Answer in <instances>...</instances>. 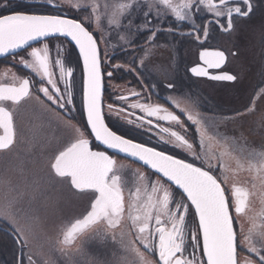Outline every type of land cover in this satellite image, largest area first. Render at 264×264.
I'll return each mask as SVG.
<instances>
[{
	"label": "snow or ice",
	"instance_id": "6c2138e0",
	"mask_svg": "<svg viewBox=\"0 0 264 264\" xmlns=\"http://www.w3.org/2000/svg\"><path fill=\"white\" fill-rule=\"evenodd\" d=\"M47 2L57 8L63 7L57 0ZM67 2L73 11L80 14V19L14 8L12 0H0V12L10 13L0 14V56L12 55L14 60L19 56L17 62L29 70V75L23 78L13 73L11 83L3 82L8 78L7 72L0 76V219L11 222L14 239L21 248L20 264H24L23 253L29 248V233L39 220L34 202L45 194V189L28 174L26 162L18 159L20 153L15 150L21 140L14 123V113L8 104L20 105L33 96V89L35 99L41 101L42 94V102H46L49 109L64 110L74 104L73 92L68 86L73 69L66 67V61L58 58L59 49L57 58L50 61L49 37L70 38V42H74L79 49L83 60L82 104L91 130L89 135H94L95 140L106 149L123 153L153 170L150 175L136 170L137 182L130 186L128 177L121 174L113 156L107 151L93 150L85 130L66 123L65 139L60 147L53 150L48 164V179L90 194L91 199L89 206L74 222L58 231L51 250L58 252L60 259L49 264H240L237 248L243 247V244L239 242L234 224L239 225V218L249 210L250 192L248 188L234 183L226 194L222 186L228 179L224 173L229 170L223 164V157L232 155V152L226 148L221 153V173L219 176L214 174L215 165L211 159L216 157L204 151L207 132L201 130L202 120L191 113L187 119L196 127L201 153H197L193 142L186 138V129L176 131L161 127V132L168 134L167 139L163 136L161 139L165 144L179 147L196 159H202L207 168L112 131L105 123L103 91L105 76L110 79L113 72L108 70L105 60L107 50L102 56L100 45L109 44L114 38L113 32L124 42L118 45L120 49L136 45L134 37L144 35L143 46H138L143 54L139 58V67L144 68L146 62L153 58L154 49L166 46L158 43L165 32L173 37L194 35L197 40L203 32L206 37L208 24L197 23L201 13L210 14L213 19L209 23L218 25L220 30L230 31L234 27V17L251 14V0ZM170 19L173 21L171 24L168 23ZM182 27L191 31L182 32ZM121 31L126 35H120ZM32 42L42 46L33 47ZM18 50H23L24 55H20ZM226 59L223 51H202V65L192 67L190 71L198 77L235 81L237 77L227 72L218 75L209 73V69H220ZM54 66L59 68L58 78L53 72ZM157 70L166 74L162 64L157 66ZM129 71L137 69L130 68ZM140 74L143 75L142 72ZM60 81L65 83L63 92L59 87ZM167 87L173 88L174 85L168 84ZM132 95L140 94L133 92ZM119 98L127 100L124 96ZM166 102L178 107L174 101ZM107 107L108 111L113 110L112 104ZM129 107L139 109L158 121L180 126L179 117L161 105L136 102ZM254 111L255 101L237 115L243 117ZM147 122L152 123L151 120ZM233 140L235 144V138ZM246 149V144L239 146L240 155L234 157L236 168L233 171H248L253 174V181L259 179L264 186V148L247 149L245 155ZM173 185L181 191H176ZM252 186L255 187V183ZM190 213L191 221L188 219ZM258 217L264 219V209L250 217L252 227L247 235H243L242 226L239 228L249 257L243 264H264V231H257ZM21 221L24 226H21ZM254 236L259 239L254 240ZM88 241L100 248L111 241L113 245H119L121 252L117 254L114 251L110 257L99 255L86 250V246L90 249ZM26 259L27 264H45L42 257L31 251Z\"/></svg>",
	"mask_w": 264,
	"mask_h": 264
},
{
	"label": "flooded vegetation",
	"instance_id": "af4514ba",
	"mask_svg": "<svg viewBox=\"0 0 264 264\" xmlns=\"http://www.w3.org/2000/svg\"><path fill=\"white\" fill-rule=\"evenodd\" d=\"M105 0H100L103 4ZM112 3L124 2V0H111ZM57 3L63 7L57 8L49 5L47 0H12L14 8H26L29 11L45 13V14H60L66 15L68 18L80 19L78 12L73 11L70 5L64 0H57ZM252 12L248 17H234V27L230 31L220 30L218 25L209 23L213 18L210 14L201 13L197 19L200 25L208 24V34L205 37L203 32L200 33V39L197 40L195 36L172 35L165 32L158 39V43L166 45L162 48L154 49V56L150 62H146L144 68H140V57L143 55L138 46H143L145 41L144 35H137L136 45L132 47L125 46L120 49L118 45L124 42L116 36L113 32V39L109 44L101 43V53L103 56L104 50H107L108 56L105 58L108 65V70L113 72V76L109 79L105 76V88L103 91L104 100V115L107 126L118 135L124 136L126 139H132L134 142L144 143L146 146L155 147L157 150L165 151L166 154L173 155L180 159H185L186 162L194 163L196 166H203L207 168V164L202 162V159H196L191 153L179 148L173 147L171 144H165L161 139L163 136L168 138V134L161 132V127L169 128L170 130L183 131L186 138L193 142L197 153H201L200 137L196 132V127L187 119L189 113L198 116L202 120L201 130H206L207 136L205 138L204 151L209 152L215 156L216 159H211V163L215 165L213 169L214 174L220 175L221 160L219 157L221 153L227 150L232 152V155H224L223 164L229 169L224 174L227 176V182L222 186L225 187L226 194L231 189V178L234 177L235 156L240 155L239 146L247 145V149L260 150L264 147L256 146L255 144V129L264 130V121L252 125H247L244 128V120L252 117L256 111L257 103L263 96L264 92V0H251ZM243 7V5H241ZM0 14H10L9 12H0ZM226 23V21H221ZM169 24L173 23L170 19ZM92 30V29H90ZM182 32L191 31L190 28L182 27ZM119 31V30H118ZM120 35H126L120 32ZM47 42L50 45V61L57 58V49L60 55L58 58L65 60V66L73 69V76L68 78V86L73 92L74 104L69 105L64 110L49 109L41 94V101L35 99L36 92L33 89V96L21 102L20 105H12L10 102L8 107L14 113V123L20 137L22 145H36L38 139L32 143V139L27 137L25 133L22 137L18 129V122L20 112H26L27 108L38 109L40 112V126L41 131L37 132L40 136L44 135L43 141L45 148L52 144L51 135L54 128V120H60L61 126L64 123H71L72 125L85 130L86 135L90 140V147L93 150L107 151V154L113 156L116 160L117 167L121 174L128 177L130 186L134 185L137 180L136 170L145 175H150L151 170L145 166L134 162L125 157L113 154L103 146L97 144L92 135H89L90 130L85 120V113L82 104V84H83V66L76 48L64 38H48ZM33 47L42 46V44L34 43ZM202 51H223L226 55V62L220 69H209L210 75H218L224 72L233 74L237 77L235 81H217L209 77H198L191 73L192 67L202 65L200 60V53ZM20 55H24L23 50L19 51ZM114 57V58H113ZM19 56L14 60L12 55H7L0 58V76L5 72L8 73V78L3 82L11 83V77L14 73L18 77H26L29 75V70L22 67L17 61ZM67 61H70L68 63ZM134 61V63H133ZM163 65L166 69L164 72L158 71L157 66ZM119 65V67H113ZM130 68H136L137 71H129ZM55 77H59V68L53 67ZM143 73L141 75L140 73ZM174 85L173 88H168L167 85ZM59 87L63 92L65 88L64 81H60ZM133 92H138L140 95H132ZM127 97V100H121L119 97ZM166 101H174L177 106L167 103ZM255 101V111L246 115L238 116L237 113L243 112L245 107L251 102ZM151 103L158 104L162 107L168 108L175 115L179 117L180 126L170 124L166 121H158L155 117H148L139 109L129 107L132 103ZM108 104L113 105V110L108 111ZM43 107V108H41ZM44 108L48 109L49 120H45ZM69 109H71L69 111ZM183 110V112L181 111ZM264 114V106L262 107ZM56 115H54V114ZM23 115V114H22ZM151 120L149 124L147 121ZM129 121H133L130 123ZM55 124L57 133L63 137L65 134L64 127ZM142 125V126H141ZM48 130V132H47ZM261 135V134H259ZM60 137V139H61ZM224 137H228L227 140ZM261 137H263L261 135ZM235 138V144L234 140ZM58 139V137H57ZM34 140V139H33ZM264 144V143H263ZM245 150V155L246 151ZM53 157V156H52ZM155 178V177H154ZM66 186H59V188L50 194L57 196L61 210L54 214V210L47 207L43 216V221L46 223H55L62 221L63 226L70 225L74 222L84 210L89 206L91 199L90 194L80 193L72 189L68 184ZM175 189V187L173 186ZM176 191H179L175 189ZM127 195V193H126ZM264 192L249 196V204H251V197L261 199ZM69 197L74 200V207H67ZM254 200L253 208L247 212V219L243 216L239 218V225H235L238 231V239L243 247L238 246L237 255L240 264L248 257L244 250L247 244L243 242V237L239 233L240 226L243 227V235L248 234V230L252 227L250 217L256 216L264 205L257 204ZM72 210V217L68 216L67 212ZM188 219L191 221L192 216L189 214ZM1 224V223H0ZM257 231H264V219H256ZM259 226V227H258ZM1 230V226H0ZM259 237L254 236V240ZM90 242V249L96 254H103L102 249L111 247L112 243L109 241L107 245L100 248ZM79 243V242H78ZM111 254V253H109ZM199 254V253H197ZM154 258V257H153ZM255 259V257H252Z\"/></svg>",
	"mask_w": 264,
	"mask_h": 264
},
{
	"label": "rangeland",
	"instance_id": "374dc122",
	"mask_svg": "<svg viewBox=\"0 0 264 264\" xmlns=\"http://www.w3.org/2000/svg\"><path fill=\"white\" fill-rule=\"evenodd\" d=\"M67 2V0H64ZM68 3V2H67ZM72 3L75 4L76 0H72ZM264 106V94L257 103V108L252 117H248L244 120V128L247 127V125H252L254 123L255 127H257L256 124L260 123L261 121H264V114L262 113V107ZM43 108V107H41ZM48 109L44 108V116L45 120L43 121V124L47 122L46 120H49L50 117H48ZM40 111L38 109H33L32 104L31 108H27L26 112H20L19 122H18V129L20 130V135L23 137L24 134H27V137H30L32 139V143L38 139V143L36 145H22L19 146L15 151L20 153V156L18 157L19 160L26 162L28 167V174L31 176V178L41 187L45 189V194L43 196H40L35 202H34V208L37 210V214L39 216V220L36 221L35 225L33 226L32 231L29 233V248L24 250V264H27V255L28 252L31 251L32 253L37 254L38 256L42 257L45 261V264H49V262L56 261L60 259L58 252H53L52 244L53 241L58 233V231L62 228L67 227L68 225L63 226L62 221H56L55 223H46L43 221V216L46 212V208L49 207L53 209L54 214H57L61 210V205H59V198L57 196L50 197V194L52 192H55L59 186H66L65 183H59L56 181H49L48 174V164L49 161L52 159L53 156V150L55 148H58L61 146L62 142L65 139V134L63 137L61 135L59 136V133H57V128L55 124H59L61 122L57 119V115L54 120V128L51 135V140L53 141L52 144H50V147H48V151L45 152L44 148V135L40 136V134L37 132L41 131L40 126ZM66 123H64L65 125ZM61 126V124H59ZM61 126V127H64ZM246 129V128H245ZM254 131L255 136V144L256 146L264 147V130H257ZM48 132V130H47ZM261 134L263 137H261ZM58 137V139H57ZM61 137V139H60ZM42 139L43 141H39V139ZM34 139V140H33ZM13 159H17L16 156H13ZM236 168V162L234 164V169ZM234 173V172H233ZM252 173H249L248 171H239L234 173V177L231 178L232 185L238 184L240 186L248 188L251 195H256L257 193L264 192V186L261 185L260 180L257 179L253 181L252 179ZM253 183H255V187H253ZM54 184V187L52 186ZM254 200L255 197H251V204H249V209L253 208L254 206ZM255 202L257 204L262 203L264 205V196L261 199H256ZM74 200L69 197L68 205L67 207L71 208L74 207ZM251 210V209H250ZM248 212V211H247ZM247 212L245 215H243V219H247ZM69 214L68 216L72 217V210L67 212ZM0 223H4L8 226V228L12 231V227H10V221L5 222L4 219H0ZM21 226H24V222H20ZM259 227V226H258ZM13 232V231H12ZM12 243V247L14 251L17 253L18 247L15 245L14 242ZM88 245H90V242L88 241ZM96 245V244H94ZM103 254L106 257H110L112 253L115 251L117 254H120L121 249L119 245H113L111 247L103 248L102 249ZM111 253V254H109ZM2 253L0 252V255ZM5 253L3 252V256ZM4 258V257H3ZM5 259V258H4ZM0 264H2V261H0Z\"/></svg>",
	"mask_w": 264,
	"mask_h": 264
},
{
	"label": "trees",
	"instance_id": "16d2710c",
	"mask_svg": "<svg viewBox=\"0 0 264 264\" xmlns=\"http://www.w3.org/2000/svg\"><path fill=\"white\" fill-rule=\"evenodd\" d=\"M13 240L5 233L0 232V261L2 264H18L19 251L17 253L12 247ZM3 252L5 253L3 256ZM5 259H4V258Z\"/></svg>",
	"mask_w": 264,
	"mask_h": 264
},
{
	"label": "water",
	"instance_id": "95a60500",
	"mask_svg": "<svg viewBox=\"0 0 264 264\" xmlns=\"http://www.w3.org/2000/svg\"><path fill=\"white\" fill-rule=\"evenodd\" d=\"M49 38H51V37H49ZM63 38H65V39H67L69 42H70V38H66V37H63ZM34 43H36V42H32V44H34ZM75 48H76V50L78 51V53H79V49H78V47H76L75 46V43L74 42H70ZM18 51H20V50H18ZM2 57H4V56H0V58H2ZM80 59H81V62H82V66H83V60H82V57H80ZM84 113H85V118H86V122H87V115H86V112H85V110H84ZM89 127V126H88ZM89 129H90V127H89ZM91 131V130H90ZM93 137H94V135H93ZM94 139H95V137H94ZM98 142V141H97ZM99 143V142H98ZM100 144V143H99ZM102 145V144H101ZM103 147H105L104 145H102ZM108 150H110L111 152H113V153H115V154H118V155H121V156H123V157H126V155L125 154H123V153H118L117 151H115V150H111V149H108ZM127 158H129V159H131V160H134V161H136V162H138V163H140V164H142V162H140V161H138V160H136V159H134V158H131V157H127ZM143 165V164H142ZM145 167H147V166H145ZM148 168V167H147ZM150 169V168H149ZM179 190V189H178ZM181 191V190H180Z\"/></svg>",
	"mask_w": 264,
	"mask_h": 264
}]
</instances>
